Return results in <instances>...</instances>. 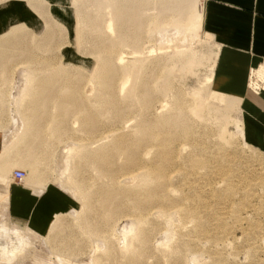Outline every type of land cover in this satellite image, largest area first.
<instances>
[{"label":"bare ground","instance_id":"obj_1","mask_svg":"<svg viewBox=\"0 0 264 264\" xmlns=\"http://www.w3.org/2000/svg\"><path fill=\"white\" fill-rule=\"evenodd\" d=\"M200 1L23 0L24 6L31 8L41 24L45 25L44 27L54 24L45 28L42 34L50 40L47 42L48 46L46 41L45 44H40L41 53L50 50V45L53 44L51 34L54 31L60 36L66 35L69 45L62 48L60 65L54 63L53 59L35 62L36 54L21 48L22 45L25 48L27 46H24L27 42L24 37L30 27L9 26L16 29L15 35L19 36L14 41L15 49L11 48L8 51L6 48L7 51L4 53L0 51V88L8 86L9 83L6 71L2 70L5 63L19 57H26L27 60L24 62L26 67L21 68L22 85L19 86L17 94L13 97L9 93L6 101L5 92L0 91V132L3 133L0 182L7 183L4 177L9 174L11 167L19 165L26 171L27 176L24 173L23 179L27 180L29 187L38 192L43 190L49 184L42 181L44 177L41 173L46 170L43 161H50L52 157L48 144L53 140L59 141L68 134L75 116L80 118L78 121L81 124V132L92 134L106 120L117 121L122 120L124 115L136 114L134 119L137 117V122L134 121L136 124L133 132L136 141L158 142L159 134L156 133L161 130L166 135L164 139L159 140V143L161 148L164 147L162 149L165 152L170 150L171 142L189 136L187 131H191L189 130L191 127L188 126L190 121L212 120L217 127L226 122L229 116L211 107L198 109L192 104L187 108L188 114H186L182 106L183 96L172 92L169 78L172 69L176 65L189 66L199 61V54L191 51L190 45L203 39L200 26L202 1ZM7 2L12 3L11 6L14 7V0ZM7 2L0 0L1 5L8 4ZM55 11L68 16L70 25L63 19L57 18ZM104 17H108V20H104ZM153 36L156 37L157 50L163 52L159 58L157 56V66L152 69L150 58L147 56L145 58L144 52L140 51V43L143 37ZM0 49L2 50L1 47ZM124 49L133 51L132 60L124 61L121 53L117 56V52ZM169 50L173 51L172 58L167 53ZM152 52H150L151 56ZM73 54L77 55V61L71 60ZM72 69H75L74 73H71ZM84 80H87L90 86L89 97L82 90ZM11 86L10 89L13 90ZM155 95L161 96L164 102L160 105V109H157L159 113L157 112L156 118L151 122L147 120V113L152 108V97ZM5 124L9 127H4ZM235 129L236 133L241 132L239 124H236ZM177 130H181V133L178 134ZM43 132L46 135H43ZM105 138L103 143L99 142V146L88 152L85 151L86 145H80L76 149L67 147L65 150L67 156L64 159V172H67V175L61 180L59 173L60 177H53L52 182L58 183L60 188L67 191L79 203L81 210L74 215L81 235L91 243L99 241L107 245L110 250H114L115 243L111 238L117 236L116 232L106 234V228L120 212L121 205L125 201L131 209L140 210L151 205L154 200L159 202L160 197L157 198L153 191L155 188L164 190V168L136 172L138 158L129 151L127 141L112 135ZM117 154L123 155L128 162L118 171L132 170L130 171L132 188L120 189L121 192L126 191V193L123 194L120 203L112 207L111 202L113 200L117 202V199L107 188L109 186L102 185L97 193L105 197L95 200L89 194L90 187L81 174L89 169L93 173L96 172L101 179L109 178L116 183L113 180V164ZM136 189L145 191L146 196L139 197ZM88 211L91 212L94 223L84 219V214ZM159 212L156 211L158 215ZM160 214L162 217H168L162 211ZM174 214L177 215L178 220L184 213L176 211ZM169 223L172 224L170 218ZM59 224L60 219L56 216L50 231L56 230ZM1 226L8 228L6 222H1ZM146 226V219H135L130 227L122 232L121 240H117L118 243H123V249L118 253L123 264H142L148 255L146 246L150 233ZM15 234L21 236L20 243H12L11 246L0 244V264L12 262L25 248L31 246V242L21 231ZM176 235L174 231L168 232L166 239L174 241ZM176 242L174 246L167 247L165 259L162 257V261L166 262L164 264H177L173 259L178 260L183 256V251L177 247ZM99 247L96 243L92 248L94 250L91 257L92 264H102L103 260H109L111 257L109 252L105 255V259L94 256L98 253ZM68 249L70 247L62 243L59 249H53V254L62 264L71 258L70 255H66ZM170 259L172 262L169 261Z\"/></svg>","mask_w":264,"mask_h":264},{"label":"rangeland","instance_id":"obj_2","mask_svg":"<svg viewBox=\"0 0 264 264\" xmlns=\"http://www.w3.org/2000/svg\"><path fill=\"white\" fill-rule=\"evenodd\" d=\"M2 1L5 3L9 0ZM11 5L12 3L0 4V47L2 48L0 51L4 53L7 51L6 48L8 51L11 48L15 49L16 42L14 43V41L19 35H15L16 29L14 28L27 26L31 28L24 37L27 41L24 46H27L25 48L22 45L21 48L26 49L27 52L35 53V58H37L35 62L53 59L54 63L60 65L62 63V48L69 45L66 35L60 36L57 31H54L53 33L56 34H51V43L53 44L50 45V50L41 53L40 44H45V41L47 44L50 40L42 34H44L45 28L54 24L44 27L45 25L41 24L40 19L31 8L24 6L23 0H14V7ZM55 14L57 18L63 19L70 25L71 21L68 16L63 15L60 11H55ZM104 20L107 21L108 17H104ZM40 25H42L41 28H39ZM9 26L15 27L9 28ZM201 37L203 38L201 41L192 42L190 46L191 51L205 57L189 66L176 65L169 76L173 94L180 93L183 96L182 106L186 114H188L187 108L193 102L200 108L209 106L222 109L224 107L222 103L214 102L206 95L208 91L214 89L212 65L218 44L213 39L206 40L204 31ZM55 39L57 40L53 42ZM155 39V36L143 37L140 43V51L144 52L145 58L146 56L150 58L152 69L157 66V56L159 58L163 52L157 50L158 45ZM83 43L85 44V42ZM83 43L81 42V44ZM131 52H133L131 49L120 50L117 52V56H120L121 53L124 61L132 60L134 55ZM150 52L153 53V57ZM167 53L171 58L173 57L172 50ZM207 58L209 61L206 60ZM77 59V55H71L72 61H77ZM26 60V57L12 59L2 67L9 79L8 86L0 88V91L5 92L6 101H8V94L10 93L14 97L19 86L22 85L21 68L26 67L24 63ZM74 71L75 69H72L71 73ZM87 85L88 81L84 80L82 90L89 97L90 86ZM10 86L14 89L11 90ZM152 102V108L147 113V120L151 122L156 118L159 113L157 109H160V105H163L164 101L161 96L155 95L152 97ZM241 102V99L236 100V111L231 113L227 121L219 127L212 120L207 122L190 121L188 126L191 127L189 129L191 131H187L189 138L187 136V138L180 137L173 143L171 142L170 150L166 152L159 143V140L164 139L166 135L161 130L156 133L159 134L157 143L136 141L133 135L135 122H137V117L134 119L136 114L124 115L122 120L111 122L106 120L92 134L81 132L79 116H75L74 121L70 124L69 135L60 138V142L57 140L58 143L56 140L49 141L51 144L53 143V145L48 144L52 157L50 161H43L46 170L41 173L44 177L42 181L49 183L47 186L50 191L55 193L56 199L58 201L61 198L65 199L71 209L63 213L56 212L52 221L47 225L46 233L38 234L21 222L15 224V220L9 218L6 212L7 194L0 193V208H2V212H0V244L11 246L12 243H20L21 236L15 234L20 231L31 242L30 247L25 248L20 256L8 264H62L53 254V249H59L61 243L70 247L66 255H70L71 258L64 264H92L91 257L94 251L92 248L96 243L100 247L94 256L105 259L107 252L111 255L109 260H103L102 264H123V260L118 256L119 251L123 249V243H118L117 240H121L122 232L130 227L132 221L139 218L147 220L146 228L150 233L146 246V251L149 253L142 264L166 263L164 262L166 249L174 246L176 241L177 247L183 251V256L180 259H173L177 264H185L186 261L187 264H264V152L246 141L240 118ZM1 120L5 123L4 119L1 118ZM236 122L241 125L239 134L236 133ZM4 127L8 128L9 126L5 124ZM179 132L181 133V130H177L178 134ZM43 135L46 134L43 132ZM110 135L121 137L125 142L127 141L129 151L138 158V163L135 166L136 172L151 171L158 167L164 168V190L155 188L153 191L157 198L160 197L159 202L154 200L151 205L140 210L138 208L131 209L125 201L121 205L120 212L106 228V234L116 232L117 236L111 238L115 243L114 250H110L107 245L99 241L91 243L81 235L74 215L81 210L79 203L67 191L60 188L58 183L52 182L53 177H60L59 173L61 180H64V176L67 175V172H64L67 147L76 149L80 145H86L85 151L88 152L90 149L96 148L95 146H99L101 141L103 143L104 138ZM114 161L113 177L115 179L113 178V180L116 183L110 181L109 178L101 179L96 172L93 173L89 169L81 174L90 187L89 194L95 200L105 197V195L97 193L101 186H109L107 188L113 192L114 198L117 199V202L115 200L111 202L112 207L118 205L123 194L126 193L121 190L132 188L130 187V174L132 173L130 171L132 170L118 171L128 162L121 154H117ZM15 169L22 170L27 176L24 167L14 166L11 171ZM11 176L9 172L4 179ZM12 183L29 187L25 179L20 183L13 181ZM136 192L140 195H138L139 197L146 196V192L143 190L136 189ZM156 211H162L168 217H162L160 212L159 216ZM176 211L184 213L178 220L177 215L174 214ZM88 212H85L84 219L94 223L91 212ZM56 216L59 217L60 224L56 230L50 231ZM169 218L172 220V224L169 223ZM1 222H6L8 228L1 226ZM19 227H22L23 230ZM171 231L177 234L174 241L166 239V234ZM162 257L164 261H162ZM169 261L172 262V259Z\"/></svg>","mask_w":264,"mask_h":264},{"label":"crops","instance_id":"obj_3","mask_svg":"<svg viewBox=\"0 0 264 264\" xmlns=\"http://www.w3.org/2000/svg\"><path fill=\"white\" fill-rule=\"evenodd\" d=\"M201 1V28L206 40L213 39L218 44L212 65L214 89L206 95L222 103V109H215L228 116L236 111V100L241 99L240 118L246 141L264 152V0ZM202 57L205 56L199 54V61ZM193 105L203 109L194 102ZM2 144L0 132L1 152ZM5 181L0 182V193L7 194V215L15 224L21 222L38 234L46 233L56 212L71 209L65 199L58 201L48 186L38 192L12 183L11 177Z\"/></svg>","mask_w":264,"mask_h":264},{"label":"built area","instance_id":"obj_4","mask_svg":"<svg viewBox=\"0 0 264 264\" xmlns=\"http://www.w3.org/2000/svg\"><path fill=\"white\" fill-rule=\"evenodd\" d=\"M11 177H12L11 179L13 182L20 183L24 177V172L22 170L15 169L12 171Z\"/></svg>","mask_w":264,"mask_h":264}]
</instances>
